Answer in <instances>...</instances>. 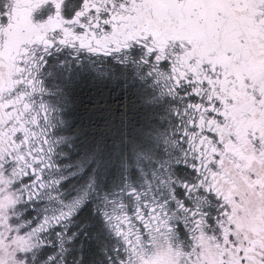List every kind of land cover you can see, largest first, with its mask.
I'll list each match as a JSON object with an SVG mask.
<instances>
[{
  "label": "snow or ice",
  "instance_id": "1",
  "mask_svg": "<svg viewBox=\"0 0 264 264\" xmlns=\"http://www.w3.org/2000/svg\"><path fill=\"white\" fill-rule=\"evenodd\" d=\"M0 264H264V0H0Z\"/></svg>",
  "mask_w": 264,
  "mask_h": 264
}]
</instances>
